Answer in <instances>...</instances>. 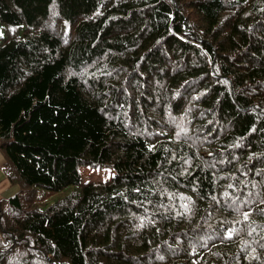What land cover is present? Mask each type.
<instances>
[{
	"label": "trees",
	"instance_id": "obj_1",
	"mask_svg": "<svg viewBox=\"0 0 264 264\" xmlns=\"http://www.w3.org/2000/svg\"><path fill=\"white\" fill-rule=\"evenodd\" d=\"M0 149V264H264V0H0Z\"/></svg>",
	"mask_w": 264,
	"mask_h": 264
},
{
	"label": "rangeland",
	"instance_id": "obj_2",
	"mask_svg": "<svg viewBox=\"0 0 264 264\" xmlns=\"http://www.w3.org/2000/svg\"><path fill=\"white\" fill-rule=\"evenodd\" d=\"M46 116H48V115L46 114ZM80 171H81L82 177H84V178H82L83 180H88V179H93V180L103 179L104 180V179H109L113 174V171L108 169V168L91 169L89 167H81ZM70 189H71V186H69L68 188H66L65 190H63L61 192L54 194L51 198H49L48 202H52L55 199L63 196Z\"/></svg>",
	"mask_w": 264,
	"mask_h": 264
},
{
	"label": "crops",
	"instance_id": "obj_3",
	"mask_svg": "<svg viewBox=\"0 0 264 264\" xmlns=\"http://www.w3.org/2000/svg\"><path fill=\"white\" fill-rule=\"evenodd\" d=\"M5 156L0 149V197L7 198L18 191V186L11 184L7 179L5 173L2 170V165L4 163Z\"/></svg>",
	"mask_w": 264,
	"mask_h": 264
},
{
	"label": "snow or ice",
	"instance_id": "obj_4",
	"mask_svg": "<svg viewBox=\"0 0 264 264\" xmlns=\"http://www.w3.org/2000/svg\"><path fill=\"white\" fill-rule=\"evenodd\" d=\"M245 218H247V216H245Z\"/></svg>",
	"mask_w": 264,
	"mask_h": 264
}]
</instances>
